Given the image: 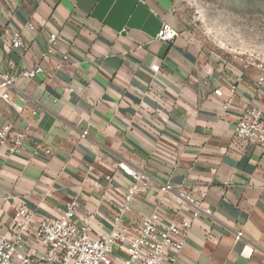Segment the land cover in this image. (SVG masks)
<instances>
[{"label":"crops","instance_id":"crops-1","mask_svg":"<svg viewBox=\"0 0 264 264\" xmlns=\"http://www.w3.org/2000/svg\"><path fill=\"white\" fill-rule=\"evenodd\" d=\"M175 1L0 0V35L5 26L20 29L28 45L15 50L0 39V71L44 68L13 86L22 111L0 106V126L29 137L19 153L8 149L11 135L0 144L5 231L20 202L55 216L73 199L80 222L99 210L96 227L109 231L112 200L130 184L120 169L127 164L155 186L186 187L211 209L194 219L177 264H264V151L234 135L246 107L264 110V81L255 67L215 57L183 34L160 39L164 22L176 29ZM51 33L58 44L42 60ZM177 192L161 205L168 217ZM158 201L154 188L137 196L130 216Z\"/></svg>","mask_w":264,"mask_h":264},{"label":"built area","instance_id":"built-area-1","mask_svg":"<svg viewBox=\"0 0 264 264\" xmlns=\"http://www.w3.org/2000/svg\"><path fill=\"white\" fill-rule=\"evenodd\" d=\"M28 25L33 28L31 23ZM178 34L170 23L164 22L157 36L171 41ZM0 39H9L15 50L28 48L20 29L5 26ZM57 44L58 35L51 33L49 46L42 52L41 59H48ZM238 60L245 69L255 67L260 72L259 80L264 81V61L248 56H240ZM43 72L40 64L15 73L0 71V106L6 101L22 111V106L13 100V86L20 78L34 79ZM239 80L242 77H238ZM236 82L230 86L225 107L232 101ZM214 93L222 97L224 91L218 87ZM21 100L24 101V98ZM87 134L88 131H84L81 137L85 138ZM9 135L12 136L8 144L10 153L21 152L29 138L27 132L13 131L12 125L6 123L0 126L1 145L7 144ZM234 135L264 151V110L255 106L246 107L235 123ZM45 152L51 154L50 149ZM120 169L129 178L130 184L121 201L112 200L114 211L109 231L96 227L99 210L81 214L80 222L77 216L81 202L77 199L59 207L55 216L36 212L25 202H20L14 208L8 232L0 220V264H177L194 219L201 215L211 216V209L184 186L171 182L155 186L142 169L127 164H120ZM153 188L159 196L155 207L139 217L130 216L136 197L149 194ZM176 189L179 200L172 206L168 217L161 205L167 202L168 194ZM242 236V232H237L235 238Z\"/></svg>","mask_w":264,"mask_h":264},{"label":"rangeland","instance_id":"rangeland-1","mask_svg":"<svg viewBox=\"0 0 264 264\" xmlns=\"http://www.w3.org/2000/svg\"><path fill=\"white\" fill-rule=\"evenodd\" d=\"M175 27L215 57L264 61V0H176Z\"/></svg>","mask_w":264,"mask_h":264}]
</instances>
